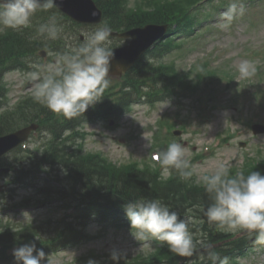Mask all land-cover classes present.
Segmentation results:
<instances>
[{"label": "clouds", "instance_id": "obj_1", "mask_svg": "<svg viewBox=\"0 0 264 264\" xmlns=\"http://www.w3.org/2000/svg\"><path fill=\"white\" fill-rule=\"evenodd\" d=\"M56 6V0H0V31L28 28L37 11L48 12ZM244 11L240 0H233L221 14L220 28H229ZM61 31L57 18L52 15L39 25L37 34L56 40ZM111 33V27L105 23L79 46L58 54L53 62L33 64L27 78L33 86L34 102L68 120L84 115L100 102L109 86L108 74L115 57L110 46ZM237 71L240 79H249L257 69L252 62L242 61ZM155 159L165 176L175 170L181 181H188L194 175V166L186 158V149L181 143H169L158 151ZM198 182L210 201L202 209L210 227L217 231L244 233L253 238L254 243L264 245V174L261 171L233 173L221 164L211 174L200 176ZM122 208L130 223L131 235L136 240L158 241L166 245L169 252L185 258L193 257L199 246L211 264H228V258H221L211 250V244L194 240L189 219L180 218L161 200H131ZM13 257L15 264H52L35 243L15 248ZM110 259L119 264L120 260L126 259V254L113 249ZM88 264H96V261L89 260Z\"/></svg>", "mask_w": 264, "mask_h": 264}, {"label": "rangeland", "instance_id": "obj_2", "mask_svg": "<svg viewBox=\"0 0 264 264\" xmlns=\"http://www.w3.org/2000/svg\"><path fill=\"white\" fill-rule=\"evenodd\" d=\"M213 1L215 2V0ZM220 1L217 0V2ZM232 2L233 0L229 1L227 6ZM206 5L207 3L204 4V6ZM244 9V14L235 19L227 29H221L218 25L215 31L213 26L215 19L209 21L212 31L203 35V32L199 30V40L193 42V46H191L193 43L190 42L182 50L171 53V56L167 58V61H175L177 66L183 70L209 59L224 68L226 65H231L232 70L237 72L235 73V83L231 84V87H227L229 91L221 93L213 107V103H209L206 107L207 114H210L211 107L217 108L212 111L211 121H202L200 109L189 110V104H193V101L186 100L182 105L185 110L181 112V116L190 115L187 132L178 139V143L180 139H183L181 144L185 147L186 158L190 162L196 156L201 155V160L193 164L194 173L198 179L202 175L211 174L221 164L230 169H238L244 165L246 155L253 158L259 156L264 158V134L254 136L251 130L246 127V122L250 119L255 121L253 123L264 124V99L262 105L255 101V107L245 103V100H243L245 103H242L243 106H237L233 101L235 96L231 95L234 93L233 90L240 89L241 83H246L247 86L251 85L252 91L256 95L264 90L261 76L257 75V72L261 73L258 67H264V3ZM219 22L220 20L217 21L218 24ZM93 31L95 29L92 28L79 30V35L87 38ZM64 37L70 46L77 44V39L73 34L66 32ZM242 61L252 62L257 69L256 74L251 77V81L239 78L237 68ZM16 79H24V75L14 73L8 76L10 81ZM10 85L12 89H15L14 96L21 94V92H17L16 86L13 88L11 83ZM16 100L17 98H13L11 104H14ZM170 106L171 103L169 105L159 104L154 108L146 105L134 106L131 114L124 117L116 129H109L107 124L88 125L87 131L93 133L87 137L86 151L101 152L116 163L149 158V147L152 145L155 123L166 111L171 112V115L177 112L176 108H170ZM226 135H228L226 138H229V141L223 144L219 140L221 136L225 138ZM121 138H125V143L120 142ZM240 142H246V147L241 148ZM219 143L220 145H218ZM7 178L0 176V199L2 198L1 192H6L8 189L5 187ZM16 194L17 199H20L23 196H33V191L19 188L16 190ZM0 209L3 210L4 207L0 206ZM66 213L73 214L70 210L68 212L61 210V207L60 210L47 207L26 210L19 214H7L0 211V222L4 220L16 224H28L36 219H42V221L50 217L60 219ZM107 225V227H100L92 223L89 226V231L98 236L95 240L66 252L48 256V259L52 264H78V258L90 256L91 253L92 255L107 256L113 249L125 253L128 258H134L140 254L146 255L152 251L153 244L150 241L136 240L131 235L129 226H117L115 223ZM105 259L108 258L105 257ZM238 264H264V245L252 249L246 257L239 259Z\"/></svg>", "mask_w": 264, "mask_h": 264}, {"label": "trees", "instance_id": "obj_3", "mask_svg": "<svg viewBox=\"0 0 264 264\" xmlns=\"http://www.w3.org/2000/svg\"><path fill=\"white\" fill-rule=\"evenodd\" d=\"M96 2L103 10L105 21L111 29L131 28L149 22H169L176 29L180 28L184 33H189L195 23L189 15V7L184 4L191 3L190 0L173 3H163L161 0H156L152 13H146L144 11L146 8L128 9L129 0H96ZM11 37L17 39V33L9 29L8 33L1 35L0 45L9 46L14 44L10 40ZM1 54L4 53L0 52V56ZM162 68V91L171 93L176 86H179L182 79L173 69ZM44 162L51 167L56 165L62 167L72 186L81 189V199H85L88 204L89 202H95L96 212L106 211L108 213L105 219H108L112 214L119 213L122 204L141 198L159 199L173 211L177 210L183 214L190 211L192 216L206 219L202 209L206 208L210 201L203 186L191 185L188 182L181 181L178 177L165 181L160 178L157 170L142 169L134 165L118 169L108 164L99 155L86 156L83 155L82 151L70 150L67 146L46 154L43 161L38 165L39 170L43 169ZM253 170L261 171L264 174V163L247 167L243 170V173L248 174ZM22 173L26 174V170H22ZM205 228L208 229L207 222ZM208 230L210 234L207 238L211 243H217L224 239L222 233H216L212 229ZM238 243H241V241ZM230 250L220 246L214 249L217 254L224 253L234 256L241 253L243 247L242 245H235ZM157 258V264H178L182 257L169 252L168 248H162L160 253L157 254ZM143 263L153 264L152 261L148 260ZM195 264H211V262L203 261Z\"/></svg>", "mask_w": 264, "mask_h": 264}, {"label": "water", "instance_id": "obj_4", "mask_svg": "<svg viewBox=\"0 0 264 264\" xmlns=\"http://www.w3.org/2000/svg\"><path fill=\"white\" fill-rule=\"evenodd\" d=\"M56 2L62 10L79 21L99 22L101 20V16L96 14L97 10L95 6L89 0H56ZM129 56H136V52L131 51ZM119 58L121 59V56ZM7 149L2 146V140H0V154L4 153Z\"/></svg>", "mask_w": 264, "mask_h": 264}, {"label": "bare ground", "instance_id": "obj_5", "mask_svg": "<svg viewBox=\"0 0 264 264\" xmlns=\"http://www.w3.org/2000/svg\"><path fill=\"white\" fill-rule=\"evenodd\" d=\"M234 242H235V241H234ZM234 242H233V243H234ZM238 242H239V241H238ZM238 242H237V243H238ZM232 250H233V249H232ZM230 251H231V250H230ZM234 253H235V252H234Z\"/></svg>", "mask_w": 264, "mask_h": 264}]
</instances>
